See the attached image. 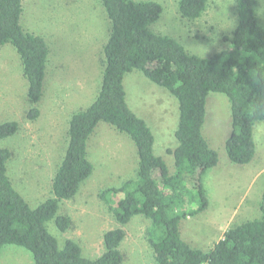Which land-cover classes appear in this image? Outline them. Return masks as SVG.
<instances>
[{"label": "trees", "instance_id": "trees-1", "mask_svg": "<svg viewBox=\"0 0 264 264\" xmlns=\"http://www.w3.org/2000/svg\"><path fill=\"white\" fill-rule=\"evenodd\" d=\"M23 1L0 0V50L11 45L20 57L28 83L29 107L24 118L34 122L41 114L38 104L44 94L50 50L41 36L23 27ZM100 1L112 24L103 48L102 83L94 102L69 122L67 150L52 181L53 197L32 208L8 174L14 152L0 149V255L4 247L14 245L28 250L34 264H124L126 256L120 246L127 237L125 227L135 216H143L151 221L146 239L156 264H264V193L261 217L230 228L210 250L194 247L182 237L180 228L183 220L208 208L203 178L220 160L203 134L211 93L224 94L230 101L232 130L225 144L229 159L248 165L256 154L254 127L264 122V27L254 0H236L238 24L222 39L229 48L211 58L191 54L176 39L150 30L164 12L160 3ZM208 1L179 0L178 14L194 22L207 12ZM136 71L178 101V145L168 150L174 158V174L154 153L150 127L128 104L124 80ZM100 123L133 141L138 169L136 179L101 193L102 199L109 193L122 196L116 206L108 204L118 227L104 234V253L89 259L74 240L60 248L47 223L54 220L64 233L73 228L72 218L59 214L60 205L73 200L94 172L88 145ZM19 132V121L0 123V140ZM195 199L197 208L189 210Z\"/></svg>", "mask_w": 264, "mask_h": 264}, {"label": "rangeland", "instance_id": "rangeland-1", "mask_svg": "<svg viewBox=\"0 0 264 264\" xmlns=\"http://www.w3.org/2000/svg\"><path fill=\"white\" fill-rule=\"evenodd\" d=\"M152 1L164 7L161 19L150 27L152 32L176 39L189 53L202 58H211L229 48L222 39L238 24L236 0H209L207 12L194 22L180 17L179 0ZM254 5L264 27V0H254ZM23 8V27L41 36L50 50L44 94L38 104L41 114L34 122L24 118V111L29 107L28 83L23 78L18 53L11 45L4 46L0 50V123L19 121L21 132L0 140V149L14 152L8 174L30 206L37 208L53 197L52 181L67 150V130L72 116L87 109L99 94L104 70L103 48L112 24L100 0H24ZM124 85L129 106L146 121L154 135V153L164 159L170 173L174 174V158L168 150L178 145L175 137L180 113L178 101L141 72L126 75ZM149 85L160 95L151 97L146 90ZM227 114H230L228 97L211 93L207 99V116L223 124L228 121ZM220 137L214 138L216 148H221ZM88 156L94 165L92 176L82 184L73 200L60 205L59 214H68L73 228L61 232L54 220L47 223V228L60 248L67 240H74L81 246L84 257L96 259L104 253V234L118 227L108 204L116 206L122 198L115 193L107 194L104 199L100 195L136 179L138 154L126 134L100 123L89 140ZM226 172L222 170L214 175ZM233 185L230 182L222 190L230 191ZM262 186V181L258 182L251 196ZM197 206L195 199L189 210ZM226 217L210 210L183 220L182 237L198 249L210 250L218 240L215 225H221L219 220ZM150 226V220L135 216L125 227L127 237L120 246L126 256L124 264H156L146 239ZM0 264H34V260L25 248L10 245L3 248Z\"/></svg>", "mask_w": 264, "mask_h": 264}, {"label": "crops", "instance_id": "crops-1", "mask_svg": "<svg viewBox=\"0 0 264 264\" xmlns=\"http://www.w3.org/2000/svg\"><path fill=\"white\" fill-rule=\"evenodd\" d=\"M146 90L150 91L151 97L160 95L159 91L151 85ZM214 100L216 103H219L218 99L215 98ZM149 104L155 105L153 103ZM227 115L228 121L225 120L223 124L213 116H206L203 127L205 138L210 147L218 152L220 158L219 164L215 168L210 169L203 178V184L209 201L208 208L205 211L213 210L218 215H227L226 218L219 220L221 225H215L218 230V236L216 238L218 240L216 242L230 228L248 221L257 220L261 217V205L264 193V122H258L254 127V139L256 143L255 157L248 165H237L229 159L225 150L226 141L232 130L231 105L230 114ZM218 135H221L219 142L221 148L214 146V138ZM222 170H227L226 173L228 175H225L226 173L223 175H214V172ZM260 181H262L263 186L254 196H251L253 188ZM230 182L234 183L231 190H222V187L230 184ZM239 216L240 218H238ZM249 217L255 218L250 219ZM237 220L241 222L236 224L238 223Z\"/></svg>", "mask_w": 264, "mask_h": 264}]
</instances>
